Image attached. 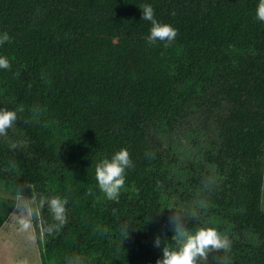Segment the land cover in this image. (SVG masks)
<instances>
[{
  "label": "trees",
  "instance_id": "16d2710c",
  "mask_svg": "<svg viewBox=\"0 0 264 264\" xmlns=\"http://www.w3.org/2000/svg\"><path fill=\"white\" fill-rule=\"evenodd\" d=\"M259 0H0V109L18 112L0 136V228L16 196L67 198V223L45 206L33 220L43 264H156L170 216L208 205L189 229L227 236L207 262L264 264V21ZM151 5L174 42L149 44ZM31 85V87H29ZM33 108L39 113L34 114ZM27 121V123L25 122ZM16 143L17 148H11ZM128 149L119 200L96 166ZM214 176L211 192L206 177ZM30 186V187H29ZM116 210L115 213L113 210ZM157 237L161 247H155Z\"/></svg>",
  "mask_w": 264,
  "mask_h": 264
},
{
  "label": "clouds",
  "instance_id": "9594fccd",
  "mask_svg": "<svg viewBox=\"0 0 264 264\" xmlns=\"http://www.w3.org/2000/svg\"><path fill=\"white\" fill-rule=\"evenodd\" d=\"M140 7L143 10L142 20L151 21L152 25L147 37L148 43L151 45L160 41L164 42L165 47H169L177 37L178 30L171 24L158 22L151 5ZM256 16L260 21H264V0H259ZM10 40L11 37L7 32L0 34V45ZM10 68V61L6 57L0 56V69L9 70ZM23 111L22 105L15 110L0 109V136H7L8 129L14 127L18 119V112ZM33 113L38 115L39 109L33 108ZM25 122L27 123V121ZM10 146L13 149L18 147L16 143H12ZM132 166L133 162L126 148L116 152L110 160L106 158L96 166L95 177L100 191L106 195L107 199L118 202L120 191L125 185L126 169ZM215 183V177L210 175L205 178L203 186L205 190L211 192ZM67 204V198L59 196L51 198L40 196L38 198L35 193L26 197L19 191L15 203L16 210L13 212L14 219L19 225V231L24 233L28 240L35 241L33 220L39 221L42 209L47 206L54 223H41L39 235L43 239L45 235L59 233L67 223ZM207 205L206 199H198L189 206L168 207L175 209L170 216L174 233L171 241L175 242V247L165 241L162 249L163 256L156 261V264H200L201 261L207 262L209 254L213 251L228 253L231 250V240L227 236L221 235L216 229L198 227L193 230L186 226L188 220L194 219L199 222L200 210L205 209ZM115 211L114 209L113 212L115 213ZM154 246L161 247L160 237L156 238ZM216 259L219 264H224L222 256H218ZM65 264H84V260L79 255H72L65 258Z\"/></svg>",
  "mask_w": 264,
  "mask_h": 264
},
{
  "label": "rangeland",
  "instance_id": "374dc122",
  "mask_svg": "<svg viewBox=\"0 0 264 264\" xmlns=\"http://www.w3.org/2000/svg\"><path fill=\"white\" fill-rule=\"evenodd\" d=\"M262 205L264 208V190ZM33 230L36 235L34 226ZM0 264H43L37 236L35 241L28 240L26 235L19 231L14 213L0 228Z\"/></svg>",
  "mask_w": 264,
  "mask_h": 264
}]
</instances>
